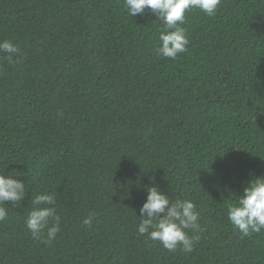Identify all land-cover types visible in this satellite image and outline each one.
Wrapping results in <instances>:
<instances>
[{
    "label": "trees",
    "instance_id": "16d2710c",
    "mask_svg": "<svg viewBox=\"0 0 264 264\" xmlns=\"http://www.w3.org/2000/svg\"><path fill=\"white\" fill-rule=\"evenodd\" d=\"M185 17L172 60L163 22L124 0H0V40L20 48L0 53V170L26 184L6 202L0 264H264V230L242 238L227 217L264 176V0ZM153 184L196 205L192 252L138 234ZM41 192L61 217L50 244L25 225Z\"/></svg>",
    "mask_w": 264,
    "mask_h": 264
},
{
    "label": "clouds",
    "instance_id": "9594fccd",
    "mask_svg": "<svg viewBox=\"0 0 264 264\" xmlns=\"http://www.w3.org/2000/svg\"><path fill=\"white\" fill-rule=\"evenodd\" d=\"M221 0H124L128 14L144 16L146 10L154 13L164 24L159 34L157 54L172 60L187 51L189 39L182 25L185 13L199 9L207 16L216 15ZM0 53L10 62H19L20 48L8 39L0 40ZM15 58V60H14ZM62 116L63 114L60 113ZM0 170V222L8 218L6 202L15 205L26 196L24 180ZM32 209L27 213L25 225L33 239L52 243L60 231L61 217L54 193L41 192L32 200ZM96 213L90 212L83 220L91 227ZM140 222L137 232L148 241H158L164 249L175 252L178 248L192 252L194 240L189 230L199 229L200 214L196 205L188 199L172 200L155 184L147 188V198L139 209ZM227 217L241 237L264 230V176L252 179L244 188V194L228 205Z\"/></svg>",
    "mask_w": 264,
    "mask_h": 264
}]
</instances>
